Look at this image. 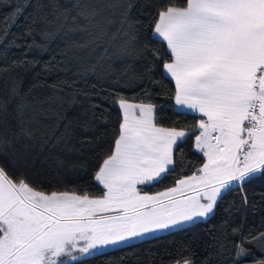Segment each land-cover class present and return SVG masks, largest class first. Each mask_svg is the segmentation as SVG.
Listing matches in <instances>:
<instances>
[{
    "label": "snow or ice",
    "instance_id": "1",
    "mask_svg": "<svg viewBox=\"0 0 264 264\" xmlns=\"http://www.w3.org/2000/svg\"><path fill=\"white\" fill-rule=\"evenodd\" d=\"M29 7L27 0L17 4L13 23ZM35 7L37 16L43 13V38L62 35L68 49L96 55L95 63L85 62V74L100 76L148 53L139 43L133 0H49L46 12ZM153 21V36L167 52L161 59L153 49V65L162 64L161 76L174 85L176 108L198 116L183 127L161 126L147 92L140 102L113 93L121 119L93 173L99 195L37 190L0 164V264H87L108 247L207 220L226 192L237 191L247 205L245 186L264 181V0H168L157 5ZM10 96L13 111L11 101L0 102V155L37 139L66 140L74 98L65 108L64 96L54 97L53 123L41 121L44 112H29L17 88ZM189 141L202 155L200 166L149 193L175 172L177 151L182 156L181 145ZM231 234V264H264V231L245 234L243 226H232ZM189 253L177 250L173 264H194Z\"/></svg>",
    "mask_w": 264,
    "mask_h": 264
},
{
    "label": "trees",
    "instance_id": "2",
    "mask_svg": "<svg viewBox=\"0 0 264 264\" xmlns=\"http://www.w3.org/2000/svg\"><path fill=\"white\" fill-rule=\"evenodd\" d=\"M25 2L0 0V102L11 101L9 111H13L15 100L10 94L15 87L30 105L29 112L35 111L37 115L44 112L41 121L50 119L53 123L57 94L64 96L65 108L73 98L75 103L67 112L71 124L65 141L53 145L37 139L26 147L16 144L7 154L0 155V164L10 175H22L37 190L87 191L99 195L100 188L92 179L93 173L100 159L110 152L114 129L121 119L118 106L111 102L113 93L130 102H140L147 92L151 102L157 105L161 126L183 127L194 122L196 115L176 111L169 91L174 85L161 76L162 64L159 68L153 65V49L159 52L161 59H167L166 46L154 38L152 26L157 5L168 0H133L132 17L138 21L139 43L148 53L126 63L117 62L113 69L100 76L84 72L85 62L95 63L96 55L89 56L86 50L68 49L62 35L53 39L42 37L43 13L37 16L35 6H45L46 12L49 0H27L33 7L23 16L15 17L13 23L15 6H23ZM85 2L97 4L104 0ZM176 2L182 4L183 0ZM59 3L64 5L66 0ZM124 69L127 75L123 74ZM53 85L59 88L54 89ZM181 149L182 156L179 150L176 154L175 172L155 187L147 188L149 193L173 186L176 178L191 175L200 166L202 155L192 150L191 141L182 144ZM245 188L247 205L237 191L226 192L215 214L207 220L187 226L185 230L149 236L95 254L87 259V264H173L177 250L185 247L190 249L194 264H231V227L243 226L245 234L264 231V181L257 180Z\"/></svg>",
    "mask_w": 264,
    "mask_h": 264
},
{
    "label": "crops",
    "instance_id": "3",
    "mask_svg": "<svg viewBox=\"0 0 264 264\" xmlns=\"http://www.w3.org/2000/svg\"><path fill=\"white\" fill-rule=\"evenodd\" d=\"M155 38V37H154ZM155 39H157V38H155ZM158 40V39H157ZM175 109H176V111H178V112H183V113H190V114H194V113H191V112H189V111H186V110H181V109H178V108H176V106H175ZM194 115H196V116H198V114H194ZM199 154V153H198ZM201 155V154H200ZM187 227V226H186ZM166 233V232H165ZM157 234H160V233H156L155 235H157ZM161 234H163V233H161ZM147 238V237H146Z\"/></svg>",
    "mask_w": 264,
    "mask_h": 264
},
{
    "label": "rangeland",
    "instance_id": "4",
    "mask_svg": "<svg viewBox=\"0 0 264 264\" xmlns=\"http://www.w3.org/2000/svg\"><path fill=\"white\" fill-rule=\"evenodd\" d=\"M202 221H203V220H202ZM161 233H165V232H160V234H161ZM133 241H137V240H133ZM120 246H123V245H120ZM120 246H118V247H120ZM114 248H117V247H108V248L104 249V250L101 251V252L108 251V250H111V249H114ZM101 252H98V253H101ZM98 253H96V254H98Z\"/></svg>",
    "mask_w": 264,
    "mask_h": 264
}]
</instances>
